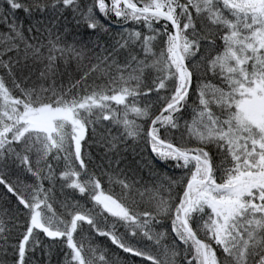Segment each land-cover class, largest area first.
Here are the masks:
<instances>
[{
  "label": "snow or ice",
  "instance_id": "1",
  "mask_svg": "<svg viewBox=\"0 0 264 264\" xmlns=\"http://www.w3.org/2000/svg\"><path fill=\"white\" fill-rule=\"evenodd\" d=\"M54 258L264 264V0H0V264Z\"/></svg>",
  "mask_w": 264,
  "mask_h": 264
},
{
  "label": "trees",
  "instance_id": "2",
  "mask_svg": "<svg viewBox=\"0 0 264 264\" xmlns=\"http://www.w3.org/2000/svg\"><path fill=\"white\" fill-rule=\"evenodd\" d=\"M104 184H105V187H107V182L106 181L104 182ZM60 197H61V193L60 192H57V198H60ZM81 202L84 203V201H81ZM88 206L90 207L91 204L89 203ZM96 244L98 246H100V247H107L108 244H110V242L105 241V238H99V239L96 240ZM53 264H55V258L53 260Z\"/></svg>",
  "mask_w": 264,
  "mask_h": 264
}]
</instances>
